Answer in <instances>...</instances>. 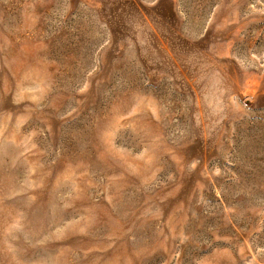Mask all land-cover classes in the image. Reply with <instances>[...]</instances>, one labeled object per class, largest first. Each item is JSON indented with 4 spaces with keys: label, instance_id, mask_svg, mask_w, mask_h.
<instances>
[{
    "label": "rangeland",
    "instance_id": "1",
    "mask_svg": "<svg viewBox=\"0 0 264 264\" xmlns=\"http://www.w3.org/2000/svg\"><path fill=\"white\" fill-rule=\"evenodd\" d=\"M0 264H264V0H0Z\"/></svg>",
    "mask_w": 264,
    "mask_h": 264
}]
</instances>
